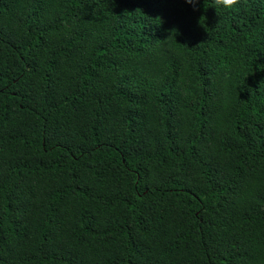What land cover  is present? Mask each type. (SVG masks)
Returning a JSON list of instances; mask_svg holds the SVG:
<instances>
[{"label":"trees","instance_id":"trees-1","mask_svg":"<svg viewBox=\"0 0 264 264\" xmlns=\"http://www.w3.org/2000/svg\"><path fill=\"white\" fill-rule=\"evenodd\" d=\"M0 264H264V0H0Z\"/></svg>","mask_w":264,"mask_h":264},{"label":"clouds","instance_id":"clouds-1","mask_svg":"<svg viewBox=\"0 0 264 264\" xmlns=\"http://www.w3.org/2000/svg\"><path fill=\"white\" fill-rule=\"evenodd\" d=\"M185 2L195 6L197 0H185ZM216 3L224 8L232 9L240 3V0H216Z\"/></svg>","mask_w":264,"mask_h":264}]
</instances>
